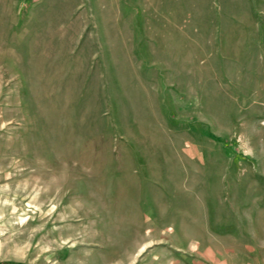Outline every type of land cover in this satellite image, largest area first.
<instances>
[{"label":"rangeland","instance_id":"rangeland-1","mask_svg":"<svg viewBox=\"0 0 264 264\" xmlns=\"http://www.w3.org/2000/svg\"><path fill=\"white\" fill-rule=\"evenodd\" d=\"M0 264H264V0H0Z\"/></svg>","mask_w":264,"mask_h":264}]
</instances>
